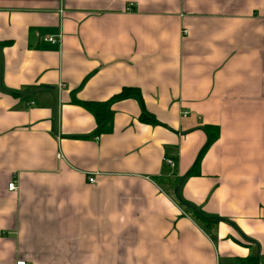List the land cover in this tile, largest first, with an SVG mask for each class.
Returning <instances> with one entry per match:
<instances>
[{
	"label": "crops",
	"instance_id": "obj_1",
	"mask_svg": "<svg viewBox=\"0 0 264 264\" xmlns=\"http://www.w3.org/2000/svg\"><path fill=\"white\" fill-rule=\"evenodd\" d=\"M124 88L141 103L94 135L73 101ZM246 257L264 264V0H0V264Z\"/></svg>",
	"mask_w": 264,
	"mask_h": 264
},
{
	"label": "trees",
	"instance_id": "obj_2",
	"mask_svg": "<svg viewBox=\"0 0 264 264\" xmlns=\"http://www.w3.org/2000/svg\"><path fill=\"white\" fill-rule=\"evenodd\" d=\"M127 98H133L139 104L141 103L138 92L135 89H131V88L122 89L118 94H116L113 98H111L106 102L80 103L76 100L73 102L80 105L83 109H85L88 113H90L93 116L95 122L94 135H100L106 133L110 126L111 111L109 105L114 101L127 99ZM141 115L148 118V116H146L143 112L141 113ZM205 131L208 133V135L210 134L208 131V127L205 128ZM213 131L216 132V129ZM212 136L214 137L215 133L214 135L212 134ZM212 136L208 138V142L206 143V146H208V144L212 141L211 139ZM203 149L204 147L200 151L199 155L201 154ZM197 163H198V158L193 165V170L190 171L189 174L194 171V168L197 165ZM175 201L179 206V208L184 211L185 215H188L204 231L208 232L216 224L217 222L216 219L208 218L206 216L199 214L192 206L187 205L184 202H181V200H175ZM237 264H262V263L256 257H246L245 259L237 260Z\"/></svg>",
	"mask_w": 264,
	"mask_h": 264
},
{
	"label": "built area",
	"instance_id": "obj_3",
	"mask_svg": "<svg viewBox=\"0 0 264 264\" xmlns=\"http://www.w3.org/2000/svg\"><path fill=\"white\" fill-rule=\"evenodd\" d=\"M127 10H129V8H127ZM45 40L48 41V42H51V43H54V42H55V40L52 39V38H46ZM167 163H168V162H167ZM169 165H172V164L170 163ZM87 182H88L89 184H93V183H94V180H93L92 177H88V178H87ZM16 189H17V187H16V185H15L14 182H9V183L7 184V190H8V191H10V192H14V191H16ZM16 264H25V262H24V261H18V262H16Z\"/></svg>",
	"mask_w": 264,
	"mask_h": 264
}]
</instances>
